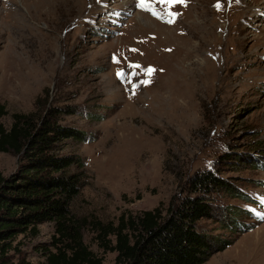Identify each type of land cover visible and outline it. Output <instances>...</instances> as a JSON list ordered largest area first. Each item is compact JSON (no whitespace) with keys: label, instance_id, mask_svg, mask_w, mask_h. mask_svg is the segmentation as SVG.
Wrapping results in <instances>:
<instances>
[{"label":"rangeland","instance_id":"rangeland-1","mask_svg":"<svg viewBox=\"0 0 264 264\" xmlns=\"http://www.w3.org/2000/svg\"><path fill=\"white\" fill-rule=\"evenodd\" d=\"M137 5L0 0L1 122L9 129L14 114L54 107L61 125L84 133L61 154L85 164L70 211L89 223L83 242L103 264L116 253L100 248L93 222L165 211L204 170L224 185L199 229L232 242L204 264H264V0ZM18 162L1 153L0 173ZM54 236L53 223L18 236L0 264L43 263Z\"/></svg>","mask_w":264,"mask_h":264},{"label":"trees","instance_id":"trees-1","mask_svg":"<svg viewBox=\"0 0 264 264\" xmlns=\"http://www.w3.org/2000/svg\"><path fill=\"white\" fill-rule=\"evenodd\" d=\"M62 113L41 107L31 114H14L6 129L0 107V154L12 153L19 159L11 175L0 173L1 261L15 249L18 236L35 238L40 225L53 223L55 250H45L44 262L38 264H103V258L83 242L82 230L89 223L70 211L86 183L85 164L80 157L61 151L65 141H84L85 135L61 125ZM222 185L211 170L196 172L187 178L184 196L165 211L156 207L136 218L122 215L117 225L93 222L96 241L104 253H116L115 264H204L232 245L204 233L198 225L212 216L213 189ZM238 225L237 232L250 229ZM17 264L32 263L21 260Z\"/></svg>","mask_w":264,"mask_h":264},{"label":"snow or ice","instance_id":"snow-or-ice-1","mask_svg":"<svg viewBox=\"0 0 264 264\" xmlns=\"http://www.w3.org/2000/svg\"><path fill=\"white\" fill-rule=\"evenodd\" d=\"M162 3H167L169 5H175V4H184L186 0H160ZM145 3V0H138V5H142ZM171 23V21H169ZM134 67H139V65H134ZM149 75L155 71V69H148L147 70ZM120 75H123V73H118L117 76L119 78ZM143 84L147 85L149 83V80L145 79L142 81Z\"/></svg>","mask_w":264,"mask_h":264}]
</instances>
